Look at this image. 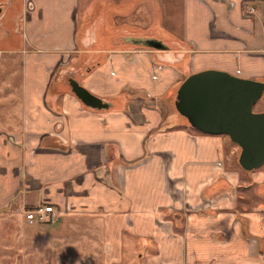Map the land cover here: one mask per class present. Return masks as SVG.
Wrapping results in <instances>:
<instances>
[{
	"label": "crops",
	"instance_id": "obj_1",
	"mask_svg": "<svg viewBox=\"0 0 264 264\" xmlns=\"http://www.w3.org/2000/svg\"><path fill=\"white\" fill-rule=\"evenodd\" d=\"M26 1L20 28L14 0L0 29V215L53 204L90 264H132L124 235L142 264H264V201L248 185L264 172L229 165L238 145L181 124L172 102L202 69L264 80V0H136L140 35L154 29L169 48L112 37L85 50L77 13L94 0ZM83 63L80 83L109 108L84 106L64 81Z\"/></svg>",
	"mask_w": 264,
	"mask_h": 264
},
{
	"label": "water",
	"instance_id": "obj_2",
	"mask_svg": "<svg viewBox=\"0 0 264 264\" xmlns=\"http://www.w3.org/2000/svg\"><path fill=\"white\" fill-rule=\"evenodd\" d=\"M130 44L167 49L168 43L154 35H129ZM71 74H74L72 71ZM74 76L68 78L70 91L91 109H107L111 101L92 93ZM264 98V80L207 68L186 75L175 89L173 105L198 130L226 133L239 147L238 164L244 170L264 162V110H252Z\"/></svg>",
	"mask_w": 264,
	"mask_h": 264
},
{
	"label": "rangeland",
	"instance_id": "obj_3",
	"mask_svg": "<svg viewBox=\"0 0 264 264\" xmlns=\"http://www.w3.org/2000/svg\"><path fill=\"white\" fill-rule=\"evenodd\" d=\"M136 0H94L90 9L86 12L82 9L83 3L80 4V13H77V28L82 27L78 31V45L84 50L93 47L108 46L112 37L123 35H140L142 29L135 26L140 24V19L136 17L134 8ZM129 7L126 11V8ZM153 32V35L160 36V33ZM80 33V34H79ZM109 35H112L111 38ZM146 35V34H144ZM83 37V41L81 38ZM97 39L94 44L83 45L89 38ZM119 44V42L117 43ZM94 45V46H93ZM111 45V44H110ZM113 46V45H112ZM86 59V51L81 52ZM99 54V53H98ZM97 55V54H96ZM97 58V57H96ZM96 61L91 58L88 62ZM85 63L80 68L76 67V72H84ZM64 81L65 77L63 76ZM67 83V80L65 81ZM264 107V99L260 98L253 104V110H259ZM169 122V121H168ZM225 146L237 147L226 134H222ZM237 168L238 162L231 155H226V162ZM242 171V170H241ZM253 172V171H251ZM254 172H264V162L254 169ZM245 173V171H244ZM252 189H249L251 193ZM260 201V198H256ZM255 201V202H256ZM264 201V194L262 196ZM261 204V203H260ZM16 212V211H15ZM70 218L57 217L55 221L48 223H28L21 211L15 215H0V260L3 264H90L93 263L91 251L87 245L76 242L75 229L69 225ZM263 234H264V224ZM76 237V238H72ZM128 235H124V255H128L127 259L130 263L142 264L140 259L136 258V249L128 247ZM53 241H58L53 245ZM147 253V252H146Z\"/></svg>",
	"mask_w": 264,
	"mask_h": 264
},
{
	"label": "flooded vegetation",
	"instance_id": "obj_4",
	"mask_svg": "<svg viewBox=\"0 0 264 264\" xmlns=\"http://www.w3.org/2000/svg\"><path fill=\"white\" fill-rule=\"evenodd\" d=\"M14 3V0H0V29H1V26H2V18L4 16V11L9 7L11 6L12 4ZM22 5H23V9L14 17V26H15V29L18 30L22 24V22L25 20L26 16L28 15V11H29V8H28V5H27V1L26 0H22ZM129 35H123V34H119L118 37V40L119 41H124L126 39H124V37H127ZM125 42H129L128 40H126ZM72 71L74 72V74H71ZM83 72H76V70H74L73 68H67L64 72H63V75L65 77V81L67 80L68 82V78L70 76H74L76 79L80 80L81 81V77L83 76ZM238 156V155H237ZM237 167L240 169L241 172L244 173L247 172V173H256L254 172V169H251V170H244L239 164H237ZM253 171V172H251ZM264 174V173H263ZM261 180V181H259ZM248 185L250 187H253L252 189V194H256L257 196H260L262 197L263 194H264V177L261 178V179H258V180H254V178H249V181H248ZM264 224V222H263ZM263 227V225H262ZM264 239V238H263ZM259 251L261 252V254L264 255V241L260 242L259 244Z\"/></svg>",
	"mask_w": 264,
	"mask_h": 264
},
{
	"label": "built area",
	"instance_id": "obj_5",
	"mask_svg": "<svg viewBox=\"0 0 264 264\" xmlns=\"http://www.w3.org/2000/svg\"><path fill=\"white\" fill-rule=\"evenodd\" d=\"M22 213L28 223H48L56 220L59 210L49 202H41L24 207Z\"/></svg>",
	"mask_w": 264,
	"mask_h": 264
},
{
	"label": "trees",
	"instance_id": "obj_6",
	"mask_svg": "<svg viewBox=\"0 0 264 264\" xmlns=\"http://www.w3.org/2000/svg\"><path fill=\"white\" fill-rule=\"evenodd\" d=\"M112 42L116 43L117 41L114 40V38H112ZM175 94V93H174ZM174 97V96H173ZM173 102V100H172ZM174 106V105H173ZM178 113V112H177ZM178 116L181 118V124H184L187 127H191L190 124L186 121L185 117L182 116L181 114L178 113ZM237 155H235L236 161H237Z\"/></svg>",
	"mask_w": 264,
	"mask_h": 264
}]
</instances>
